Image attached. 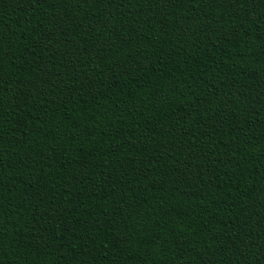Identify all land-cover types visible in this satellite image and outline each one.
Listing matches in <instances>:
<instances>
[{"label":"trees","instance_id":"1","mask_svg":"<svg viewBox=\"0 0 264 264\" xmlns=\"http://www.w3.org/2000/svg\"><path fill=\"white\" fill-rule=\"evenodd\" d=\"M0 264H264V0H0Z\"/></svg>","mask_w":264,"mask_h":264}]
</instances>
